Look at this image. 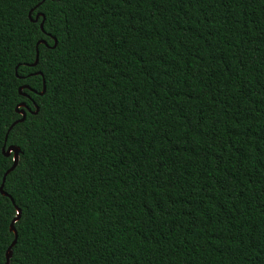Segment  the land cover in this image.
Here are the masks:
<instances>
[{
  "label": "trees",
  "instance_id": "16d2710c",
  "mask_svg": "<svg viewBox=\"0 0 264 264\" xmlns=\"http://www.w3.org/2000/svg\"><path fill=\"white\" fill-rule=\"evenodd\" d=\"M38 2L0 0V264L16 208L8 264H264V0Z\"/></svg>",
  "mask_w": 264,
  "mask_h": 264
},
{
  "label": "water",
  "instance_id": "95a60500",
  "mask_svg": "<svg viewBox=\"0 0 264 264\" xmlns=\"http://www.w3.org/2000/svg\"><path fill=\"white\" fill-rule=\"evenodd\" d=\"M37 14H39V15H41V20L39 21V23H41L42 21H43V15L40 13V12H36L35 13V15H34V18L32 19V21H35L36 19H37V17L39 16V15H37ZM40 43H44V41L41 39V41H40ZM36 64V61L35 60H33V62L30 64L31 66H34ZM36 73H38V74H40L39 73V71H37ZM22 88H27V89H29V87L27 86V85H25V84H23V85H20L19 87H18V90L20 91V89H22ZM43 91H44V81H43V79H41V89H40V91H38L37 92V94H41V93H43ZM23 96H27L25 93H21ZM25 107V104H24V102H19V103H17L16 105H15V107H14V109H15V111L20 115V117L18 118V119H15L13 122H11L10 124H9V126L7 127V130H6V132L9 130V128L15 123V122H17V121H21L23 118H24V110H23V108ZM27 108V107H26ZM27 110H29L28 108H27ZM36 110H37V107H36V105L34 104V110L32 111V112H36ZM6 132H5V135H4V140H5V137H6ZM2 152H3V154L4 155H8L9 153H11L12 154V163H15L16 162V158H17V153H18V148L15 146V145H13V144H10V145H7L5 148H2ZM11 166V165H10ZM9 166V167H10ZM9 167L3 172V174H2V177H1V182H0V184H3V181H4V177H5V173H8L9 171H8V169H9ZM2 195H5V196H8L9 198H10V196L6 193V192H4L3 191V193H2ZM11 199V198H10ZM15 216L10 220V222H9V230L12 232V234H13V238H12V240L11 241H15L16 240V230H15V228H14V226H13V223H14V221H16V219H17V216H18V213H19V209L18 208H16V211H15ZM14 243H9V245L7 246V248H6V250H5V253H4V262H3V264H8V260H9V257H10V254H11V252H10V247L13 245Z\"/></svg>",
  "mask_w": 264,
  "mask_h": 264
},
{
  "label": "snow or ice",
  "instance_id": "6c2138e0",
  "mask_svg": "<svg viewBox=\"0 0 264 264\" xmlns=\"http://www.w3.org/2000/svg\"><path fill=\"white\" fill-rule=\"evenodd\" d=\"M44 0H39V2L35 5L36 7H39V3H43ZM39 15V14H37ZM45 20H47V17H45ZM49 26L51 27V23L49 22ZM37 28L41 29L42 31L44 30V23H38L36 25ZM40 41H41V37H37L36 40L33 41L34 44V52H33V59L36 61L37 65L41 63V58L43 56L46 55V52L43 48H41L40 46ZM60 44V41L58 39L53 38V43L52 45L48 48V51H51L52 48L56 47L57 45ZM45 91L48 90V84L47 82L44 85ZM41 95H43V93H41ZM34 102V101H33ZM4 139L3 137H0V140ZM3 163L2 158H0V164ZM20 163L19 158H16V162L15 163H11V166L9 167L8 171H12L13 169H15L17 167V164ZM5 175H7V173H5ZM3 184H0V194L3 193ZM13 203H15V201H13ZM3 209V200L2 198H0V211H2ZM19 215H23V211L21 210ZM19 218V216H17V219ZM0 239H2V237H0ZM9 243H15V241H10Z\"/></svg>",
  "mask_w": 264,
  "mask_h": 264
}]
</instances>
